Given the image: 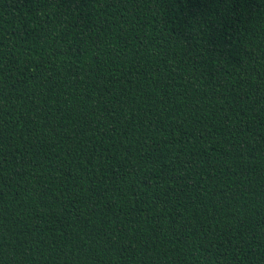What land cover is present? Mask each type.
<instances>
[{"label":"trees","instance_id":"trees-1","mask_svg":"<svg viewBox=\"0 0 264 264\" xmlns=\"http://www.w3.org/2000/svg\"><path fill=\"white\" fill-rule=\"evenodd\" d=\"M0 264H264V0H0Z\"/></svg>","mask_w":264,"mask_h":264}]
</instances>
